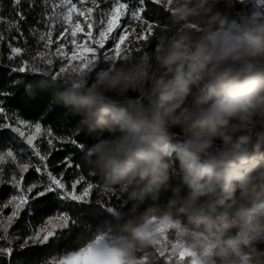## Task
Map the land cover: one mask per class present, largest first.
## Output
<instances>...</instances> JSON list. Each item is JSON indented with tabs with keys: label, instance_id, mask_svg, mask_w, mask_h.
Instances as JSON below:
<instances>
[{
	"label": "clouds",
	"instance_id": "1",
	"mask_svg": "<svg viewBox=\"0 0 264 264\" xmlns=\"http://www.w3.org/2000/svg\"><path fill=\"white\" fill-rule=\"evenodd\" d=\"M164 10L170 23L138 55L95 64L82 85L60 81L57 102L91 135L84 160L104 187L133 210L171 193L161 216L126 224L130 236L99 257L147 264L136 250L160 236L141 233L167 219L175 264H264V3L165 0Z\"/></svg>",
	"mask_w": 264,
	"mask_h": 264
},
{
	"label": "snow or ice",
	"instance_id": "2",
	"mask_svg": "<svg viewBox=\"0 0 264 264\" xmlns=\"http://www.w3.org/2000/svg\"><path fill=\"white\" fill-rule=\"evenodd\" d=\"M24 0H12L13 8L20 6ZM264 3V0H260ZM29 7H35V0H28ZM153 3L165 8V0H42L44 13L40 21L47 28L46 32H39L38 43L43 42L46 51L37 52L33 60L39 58L46 60L48 65L53 64V60L49 58V52L52 45H57L55 52L51 55L56 56L66 62V66L60 67L55 73L48 72L41 75L46 76V80H33L30 82L33 88L39 90V86L52 80L65 79L75 83L77 86L84 83L85 78L91 72L92 67L102 61H110L114 58L125 56L129 51L126 45L135 42H142L149 39L156 25L146 22L144 13L146 12V4ZM170 4V0H169ZM107 5V8L103 7ZM16 19H5L0 16V43H4V32L18 33L19 37H23L24 33L20 31L21 22L26 20L23 11H15ZM130 17L131 20L144 25L142 32H137L136 28L131 25L123 26L120 21ZM57 25H62V30L56 33V39L53 40V33L56 31ZM94 29L97 34H94ZM122 29L119 36H113V32ZM39 30L30 28V34L35 36ZM78 35L80 40L78 42ZM130 37L132 39H130ZM17 39L10 36L7 40L10 50L9 60H15L18 56H22L23 49L13 46L12 41ZM111 39L114 43L113 48H107L106 42ZM63 41V43H61ZM72 45L71 54L66 50V45ZM83 49L87 55L81 53ZM139 46L132 49L137 51ZM78 61V63H76ZM19 67L15 68L17 72L37 73L39 69L33 66L29 61L21 60ZM70 72H76L78 75H69ZM31 89L28 88V92ZM11 95L9 92L0 91V97ZM8 113L0 100V132L10 130L16 134L25 147L18 151L8 148L6 151H0V177L4 174V165L11 163L14 167L7 181L17 194L11 195L6 202H0V245L7 244L6 247L0 246V261L2 264H17V257L26 256L45 248L48 249H65L66 254L63 257H53L44 261V264H73V258L78 255L91 256L95 252H99L106 247L104 241H99L90 247L81 248V246L73 243L71 228L78 225L79 219L73 213L76 209L58 211L54 215L45 218L39 225H26V231L23 234H10V230L14 226H18L17 222L21 217V213L30 206L31 202H35L40 198H47L50 194L55 196L61 202H72L75 205L92 206L93 203L97 207H102L104 211H111L101 200L93 201L91 195L94 185L81 174L78 178L70 183L65 181V173L58 175L53 174L49 170L48 161L52 155L49 150L42 153L37 141L47 136V145L49 149H54L55 144H72L74 149L86 151V143L82 142V133L74 134L68 139L57 137L53 134V130L49 127L43 129L40 123L29 124L24 120L15 119L12 123ZM86 136L83 140H87ZM27 150V151H26ZM28 156L27 162H23L22 158ZM35 160V162H33ZM62 164L66 169L81 168V165H74L72 157H65ZM34 170L40 174L42 179L39 182L27 185L25 183V174ZM46 177V180L43 179ZM0 183L4 181L0 180ZM79 189V190H78ZM106 193H110L107 189ZM5 209L10 210V214L4 215ZM167 243V241H164ZM75 264H91L88 260L76 261Z\"/></svg>",
	"mask_w": 264,
	"mask_h": 264
},
{
	"label": "trees",
	"instance_id": "3",
	"mask_svg": "<svg viewBox=\"0 0 264 264\" xmlns=\"http://www.w3.org/2000/svg\"><path fill=\"white\" fill-rule=\"evenodd\" d=\"M132 3L134 4L135 0H132ZM179 3L180 0H174V2H170V6L176 7ZM103 7L107 8V5H103ZM146 9L144 19L146 22L156 25L155 32L159 35L161 27L157 26V24L162 26L170 23L168 13L165 12L161 6L153 3H147ZM15 11H23L26 15V20L21 22L20 25V31L24 33V36L21 38L15 31H5L4 35L6 42L0 43V91L11 93V95L6 97H0V100L3 101V106L8 116L13 118L11 122L14 123L15 119H21L33 125L35 123H40L43 129L50 127L55 136L63 139H68L74 134L82 133V142L87 145L91 142V135L86 129L82 128L76 117L70 112L65 111L62 103L57 102L58 92L60 91L59 85L62 79L41 84L39 90H36L30 84L33 80H46V76L41 74L48 72L55 73L61 63L56 56L51 55L54 53L52 48L47 50L49 52V58L53 60L52 65H48L46 60H41L39 58L33 60L37 52L46 51L43 47V42L38 43L39 32L47 31L43 23H37V21L41 20L44 13L42 0H35V7H29L28 0H24V2L15 9L13 8L12 0H0V16L14 21L16 19L14 15ZM122 22L125 26L131 25L136 28L138 33L143 31L144 25L131 20L130 17L123 18ZM30 28H36L39 31L33 36L30 34ZM59 31V25H57L56 31L53 33V40H55L56 33ZM115 34L118 35L119 33L116 31ZM169 35H171V33H169ZM10 36L17 37V39L12 41L13 46L20 47L24 50L22 56H18L15 60L8 59L10 50L7 40ZM151 38L152 35H150L149 39L146 41H134L132 44L126 45L129 51L125 53V55H138L139 53L132 49L137 46L141 48L147 45ZM130 39L132 38L130 37ZM112 43V40L109 39L106 42V47L110 48ZM21 60L29 61L33 66H36L39 71L37 73L14 71L15 68L21 66ZM100 67H107V65L101 62ZM28 88L31 89V91L28 92ZM176 131H179V129H176ZM84 136L88 138L86 141L83 140ZM177 139L180 138L178 137ZM54 144L55 148L49 149L47 145V136L39 140L42 153L49 150L52 151V155L48 161L49 170L57 175L64 172L65 181L68 183L78 178L81 174L85 175L94 185L91 199L93 201L101 200L112 210L104 211L102 207H97L95 203L89 208V206L75 205L72 204V202H61L50 194L47 198H40L35 202H31L30 206L21 213V217L17 222L18 226H14L10 230V234H23L26 231V225L37 226L48 216L54 215L58 211L72 208L76 209L73 214L79 219L78 225L71 228L73 243L84 248L98 237L110 235V245H113L118 242L119 238L130 236L129 232L122 230L126 224L129 227H139L144 223L147 214H153L156 217L162 215L167 204V199L171 195L170 192L162 193L158 201L148 200L140 204L137 209L133 210V201L128 200L127 195L121 192L119 188L107 189L104 187L103 180L97 175H94L90 167L86 165L84 152L82 150L74 149L73 145L70 143L62 144L54 141ZM22 147L25 146L16 134L12 133L10 130L0 132V151H6L8 148H12L13 151H18ZM29 155L30 152L23 158L27 160ZM65 157H72V163L74 165H81L82 167L66 169L62 164ZM33 162H35V160H33ZM3 167L4 174L0 177V180L4 181V183H0V202H6L11 195L17 194L16 190L7 183V181L10 180L14 166L9 162ZM41 179L42 177L40 174L31 169L25 174V183L27 185L39 182ZM43 179L46 180V177ZM174 183H178V180L174 181ZM105 189L110 193H106L104 191ZM9 212L10 210L5 209L4 214H8ZM182 219L186 221V218ZM0 246L6 247L7 244ZM157 247L156 245L142 248L138 247L136 255L146 260L147 264H174L168 259L166 254L160 256ZM65 254V249L45 248L29 253L26 256L17 257L16 259L17 264H44V261L48 259L63 257ZM0 264H2V261H0Z\"/></svg>",
	"mask_w": 264,
	"mask_h": 264
},
{
	"label": "rangeland",
	"instance_id": "4",
	"mask_svg": "<svg viewBox=\"0 0 264 264\" xmlns=\"http://www.w3.org/2000/svg\"><path fill=\"white\" fill-rule=\"evenodd\" d=\"M170 2H174V0H170ZM120 23H121V25H123L122 20L120 21ZM123 26H125V25H123ZM62 27H63L62 25H59L60 31L62 30ZM116 31L120 34L122 29H117V30H115L113 32L112 35L118 37L119 34L118 35L115 34ZM94 34H97V33L94 32ZM79 40H80V36L78 35V42H79ZM61 43H63V41H61ZM56 47H57V45H55V44L52 45L53 52H55ZM72 47L73 46L70 45V44L66 45V50L68 51L69 54H71ZM113 47H114V43H112L110 48H113ZM81 53H83L84 55H87V53L83 49H81ZM58 60H59V62H61L59 68L63 67V66H66V62L64 60L59 59V58H58ZM76 63H78V61ZM14 123H15V120H14ZM37 143L39 144V141H37ZM22 160L24 162H27L28 159L26 160L25 158H22ZM8 214H10V212ZM8 214H4V215L6 216ZM157 234L160 236V243H159L158 246L159 247H163L165 249V254L167 255V257H169L172 245L177 242V238L178 237H177L176 230L170 226V222L167 219H163V220L158 221L155 225H151L149 227V229H147V230H145L144 232L141 233V235H144L145 237H150V238H153V239H155V236ZM99 241H104L105 244H106V247L104 249H107L109 247V245H110L111 237H110V235H102V236L98 237L96 239V241H94L92 244L88 245V247H90L92 245H95ZM164 241H167V243H164ZM99 252H95L91 256L78 255V256L73 258V264H75L76 261H80V260H88V261L91 262V264H118V260L115 257L112 260H101L100 257H99ZM189 255H191L190 250L185 249L180 254L179 259L181 261H183L185 259V257L189 256ZM171 261L175 264L176 258L173 257L171 259ZM192 264H196V262L192 261Z\"/></svg>",
	"mask_w": 264,
	"mask_h": 264
},
{
	"label": "crops",
	"instance_id": "5",
	"mask_svg": "<svg viewBox=\"0 0 264 264\" xmlns=\"http://www.w3.org/2000/svg\"><path fill=\"white\" fill-rule=\"evenodd\" d=\"M94 241H96V240H94ZM94 241H92V242H91V243H89L88 245L92 244ZM88 245H87V246H85V247H88ZM85 247H84V248H85Z\"/></svg>",
	"mask_w": 264,
	"mask_h": 264
}]
</instances>
